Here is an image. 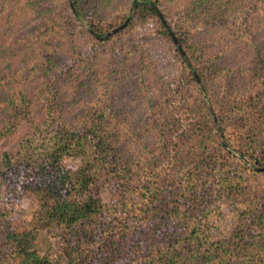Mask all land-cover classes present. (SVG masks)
Masks as SVG:
<instances>
[{"label": "trees", "instance_id": "16d2710c", "mask_svg": "<svg viewBox=\"0 0 264 264\" xmlns=\"http://www.w3.org/2000/svg\"><path fill=\"white\" fill-rule=\"evenodd\" d=\"M159 1L134 0L129 21L156 17L151 3ZM208 1L209 14L211 0H194L191 10ZM78 2L69 7L75 17ZM219 3L215 19L224 26L239 21L227 41L231 57L218 55L227 52L221 37L217 52L215 43L190 52L194 41L176 35L208 104L183 61L187 93L177 87L165 96L189 95L142 115L139 135L128 129L135 153L123 149V127L112 125L106 104L97 102L100 109L67 121L54 85L38 90L46 100L44 115L28 118L33 96L16 86L12 66L0 69V86L14 89L6 94L8 117L14 127L23 126L15 149L1 155L0 184L42 194L41 227L53 229L62 251L41 254L38 232L17 231L10 215L0 212V264H84L92 258L103 264H264V183L247 194L241 185L247 173L264 175V0ZM92 38L95 45L101 41ZM20 114L23 119L14 118Z\"/></svg>", "mask_w": 264, "mask_h": 264}, {"label": "rangeland", "instance_id": "374dc122", "mask_svg": "<svg viewBox=\"0 0 264 264\" xmlns=\"http://www.w3.org/2000/svg\"><path fill=\"white\" fill-rule=\"evenodd\" d=\"M72 1L0 0V62L5 60L0 69L6 67L4 71L7 72L12 66L10 75L12 79H18L15 80L16 86L33 96L30 113L27 109L25 114L33 120L44 115L46 100L43 99L44 94L38 91L42 84L55 86L67 121L77 119L85 110L100 109L97 102L101 106L106 104L110 108L106 114L112 119V125L118 126L120 122L123 127V149L132 153H135L136 145L134 140H130L133 137L128 129L139 135L142 115L144 117L150 109L164 108L176 103L181 96L189 95L185 94L188 90L187 69L183 61H189L192 71L195 70L198 75L186 54V45L184 47L179 43L176 35H187L189 41H194L190 52L213 43L217 52V42L221 41V37L224 42L222 47L227 48V52L218 55L226 59L234 53L231 51L233 44L229 45L227 41L233 34L231 28L239 21L232 20L224 26L223 21L213 17L220 0H211L215 3L209 14L208 7L212 5L209 1L196 10H191L194 0H160L158 4L153 3L165 19L162 23L168 34L169 29L185 53L184 60L180 58L171 35L170 40L161 35L157 14L156 17L150 15L146 18L135 16L129 21L132 14H136L134 0H79L78 17L69 11ZM236 1L241 3L243 0ZM121 25L122 28L111 32ZM92 27L97 28L98 34L95 31L90 33ZM219 33L221 36L218 37ZM92 36L101 40L98 45L94 44ZM48 77L51 79L47 80ZM177 87L185 93L178 95L175 92V97L166 98L165 94H174ZM6 88L0 86V127L4 130L0 135V161L3 152L15 149L23 131L22 125L14 127L15 121L11 122L8 117L6 94L13 93L14 89ZM198 88L208 104L204 86L201 89L198 84ZM237 88L240 89L239 86ZM43 90L50 91L49 87ZM14 118L23 119L24 115ZM263 183V174L251 172L243 177L241 185L247 194ZM102 196L105 201L109 198L107 191ZM240 198L246 199L243 196ZM229 211H225L227 217L232 215ZM0 212L10 215L17 231L28 229L38 232L35 243L41 254L62 253L53 229L41 227V193L22 185L8 191L0 184ZM84 264L103 263L98 258H92Z\"/></svg>", "mask_w": 264, "mask_h": 264}, {"label": "water", "instance_id": "95a60500", "mask_svg": "<svg viewBox=\"0 0 264 264\" xmlns=\"http://www.w3.org/2000/svg\"><path fill=\"white\" fill-rule=\"evenodd\" d=\"M151 6H152V8L155 10V13L159 16L161 22L164 23V22H165V19L163 18V15L161 14V12L158 10L157 6H156L155 4H153V3H151ZM122 27H123V25H121V26H119V27L113 29L111 32H115V31L119 30V29L122 28ZM168 31H169V33H170V35H171V37H172V40H173L174 43L177 45V49L179 50L180 54H181L184 58H186V57H185V53L183 52L182 48L180 47L179 43L177 42V39L174 37L173 33H172L169 29H168ZM187 64H188L189 66H191V64H190L189 61H187ZM192 73H193V76L195 77L197 83L199 84V86H200L201 89H202L203 86H202L201 81H200V79L198 78V75L196 74L195 70H193Z\"/></svg>", "mask_w": 264, "mask_h": 264}]
</instances>
